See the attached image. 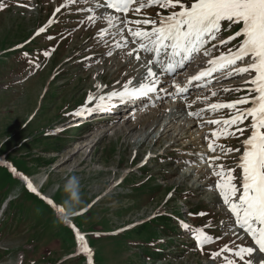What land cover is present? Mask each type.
<instances>
[{
	"label": "rangeland",
	"instance_id": "1",
	"mask_svg": "<svg viewBox=\"0 0 264 264\" xmlns=\"http://www.w3.org/2000/svg\"><path fill=\"white\" fill-rule=\"evenodd\" d=\"M0 5V159L27 176L40 193L29 194L0 167V264H88L77 253L74 230L90 246L91 264H226L223 256L213 260L210 254L226 244H250L243 233L237 238L234 218L214 187L217 177L207 160L199 162L203 151L197 124L185 126L180 114L165 113V104L136 125L121 123L122 115L88 120L73 115L90 93L95 103L121 91L129 80L135 86L144 70L142 58L126 56L127 49L112 48V55L106 54L109 47L96 35L102 25L93 26L79 10L87 5L68 0H0ZM160 11L154 6L143 13L158 19ZM40 27L45 31L36 35ZM239 27L225 26L222 40ZM237 42L216 46V40L208 47L215 45L212 55L219 56ZM112 43L109 37L108 45ZM45 51L50 55L44 56ZM232 83L214 88L219 93L210 95L209 102L237 98ZM203 100L200 96L186 103L197 106ZM231 114L220 111L203 119ZM203 124L201 139L208 149L218 125ZM249 132L215 140L216 151L203 156L219 157L216 164L237 169L241 153L227 149L242 150ZM86 144V151L81 150ZM239 171L234 175L239 177ZM73 176L80 179L83 203L70 223H60L41 197L63 204L64 184ZM24 199L27 203L20 201ZM199 228L220 239L201 251L192 235ZM251 259L264 264L256 252Z\"/></svg>",
	"mask_w": 264,
	"mask_h": 264
},
{
	"label": "snow or ice",
	"instance_id": "2",
	"mask_svg": "<svg viewBox=\"0 0 264 264\" xmlns=\"http://www.w3.org/2000/svg\"><path fill=\"white\" fill-rule=\"evenodd\" d=\"M68 3H84L87 7L79 10L87 13V21L93 26L98 22L102 25L96 35L98 41L109 47L107 55L111 56V49L116 48L127 49L125 55L137 61L141 60V53L151 56L144 65V80L135 86H132L131 80L127 81L121 91L101 96L100 103L94 107H88L95 99L94 94L90 93L85 104L73 113L75 116L91 115L93 111L102 110L106 106L104 101H124L155 93L157 77L161 73L171 75L185 68L201 54L209 57L207 67L190 77L188 86L193 82L201 86L199 82L209 81L216 73L226 78L255 73L245 81V96L228 103H211L207 109H201L213 112L220 109L233 110L227 119L208 121L209 124L218 125L210 133L209 152L216 151L215 140L237 134L243 136L250 129V134L242 141V150L227 149V152L241 153L236 165L240 170L239 177L234 175L235 168L225 169L222 164H216L219 157H209L207 163L212 168V175L217 177L214 187L234 218L235 227L250 238V244H233L232 247L226 244L212 252L210 257L217 260L223 256L226 264H252L254 252L264 253V0H68ZM3 6L0 5V8ZM154 6L163 10L156 13L158 19L143 13L145 8ZM59 11L58 7L56 12ZM130 13L143 18L131 19ZM234 25H240L239 29L226 40H220V43L226 45L238 40L236 46L229 47L227 52L221 51L219 56H213L216 46L209 48L208 45L219 39L225 26L230 30ZM44 31L45 27H40L36 35ZM109 37L113 41L110 46ZM48 55L50 52L45 51L44 56ZM157 67L160 73L154 71ZM175 87L177 98L188 90L187 86ZM211 95L217 96V93L213 91ZM208 99L204 97L205 101ZM242 105L249 106L239 107ZM188 115L202 118L199 112H189ZM249 120L250 123L245 124ZM221 151H224L223 147ZM205 159L203 155L200 156L201 162ZM27 187L35 192L31 183ZM47 203L51 205L52 201L48 200ZM181 226L188 230L183 222ZM192 235L201 251L205 245L220 239L209 236L203 228L192 230ZM236 235L239 238V233ZM76 239L82 241L83 236L77 232ZM79 248L89 257L88 264H91L90 249L82 243Z\"/></svg>",
	"mask_w": 264,
	"mask_h": 264
},
{
	"label": "bare ground",
	"instance_id": "3",
	"mask_svg": "<svg viewBox=\"0 0 264 264\" xmlns=\"http://www.w3.org/2000/svg\"><path fill=\"white\" fill-rule=\"evenodd\" d=\"M141 58H142V61H140L141 62V64H142V66L141 67H144V70H143V72H142V76L140 77V79H141V81L142 80H144V78H145V76H146V67L144 66L145 65V63H146V60H147V58H143L142 56H141ZM155 71V70H154ZM156 72H158V73H160V69H157V71ZM195 75L197 74V73H194ZM194 74H192L191 72H189L188 74H186L187 75V77H192V75H194ZM185 74H183L182 76H178V80H175L174 82H173V84H172V86L171 87H175L176 85H178L179 86V82H180V78H182V77H184V76H186ZM168 77V75H164V74H160L158 77H157V80H158V84H157V92H155L156 93V99L154 100V103L152 104V105H145L144 103H141V104H143L141 107H142V110H138L137 112H135L134 114L132 113V109H134V108H136L138 105H141V104H137L138 102H140L141 100H144V99H140V100H137V101H135L134 103H133V105H135V107L134 108H132L131 110H129V111H126V112H115L114 113V115H116V116H118V115H122V119H121V123H133V125H136L137 123H138V121H139V119H140V117L141 116H143V115H147V114H150V113H152V112H154L155 110H157V108L159 107V106H161L164 102L165 103H167L166 101H164L165 99H169V100H172V101H174L173 100V98H172V95H173V93L171 92V90H169V87H168V85L167 84H165V85H159V79H166ZM171 93V94H168V93ZM123 103H126V102H123ZM137 104V105H136ZM156 106V107H155ZM90 107V106H89ZM163 108V107H162ZM164 109V108H163ZM165 110H166V112L165 113H167V114H169V113H175V115H178V114H180V115H178V117L180 118L181 116H183V118H181L180 119V121H185L186 122V124H185V126L187 125V126H189V124L190 123H192V121H190L188 118H187V116H186V113L185 112H183V108L180 106V103H177V104H174V102H172V104H168V106L165 108ZM171 110H172V112H171ZM162 111V110H161ZM123 113V114H122ZM155 113V112H154ZM172 115V114H171ZM171 115H170V117H171ZM99 117H101L102 118V116H99ZM99 117H97V118H99ZM125 118H127L125 121H124V119ZM95 119V118H94ZM169 119V118H168ZM171 119V118H170ZM168 120L167 122H168V124H170V122H171V120ZM88 120V119H87ZM173 120V119H172ZM178 120V119H177ZM177 123H180V122H177ZM167 123H166V125H168ZM117 126V125H116ZM184 128V127H183ZM200 144H201V142H200ZM89 145H90V143H89ZM85 148H88V146H87V144L85 145V146H83L82 148H80L81 150H84ZM85 151H86V149H85ZM201 151H205V149L203 148ZM209 156V155H208ZM207 159V158H206ZM205 159V160H206ZM121 181H123V179L121 180ZM120 181V182H121ZM34 188H35V190H37L36 189V187L34 186V185H32ZM259 252V251H258ZM255 253V252H254ZM260 253V252H259ZM257 254V253H256ZM261 254H263L264 255V253H261ZM258 255V254H257ZM254 257H255V255H254Z\"/></svg>",
	"mask_w": 264,
	"mask_h": 264
},
{
	"label": "clouds",
	"instance_id": "4",
	"mask_svg": "<svg viewBox=\"0 0 264 264\" xmlns=\"http://www.w3.org/2000/svg\"><path fill=\"white\" fill-rule=\"evenodd\" d=\"M64 192L67 199L63 204L54 208L57 220L60 223H70L78 207L83 203L81 197V185L79 177H71L64 184Z\"/></svg>",
	"mask_w": 264,
	"mask_h": 264
}]
</instances>
